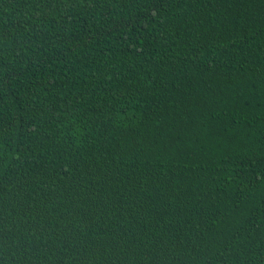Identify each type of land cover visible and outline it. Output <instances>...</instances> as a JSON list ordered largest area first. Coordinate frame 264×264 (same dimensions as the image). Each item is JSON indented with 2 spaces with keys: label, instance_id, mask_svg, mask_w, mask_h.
Listing matches in <instances>:
<instances>
[{
  "label": "trees",
  "instance_id": "obj_1",
  "mask_svg": "<svg viewBox=\"0 0 264 264\" xmlns=\"http://www.w3.org/2000/svg\"><path fill=\"white\" fill-rule=\"evenodd\" d=\"M0 264H264V0H0Z\"/></svg>",
  "mask_w": 264,
  "mask_h": 264
}]
</instances>
